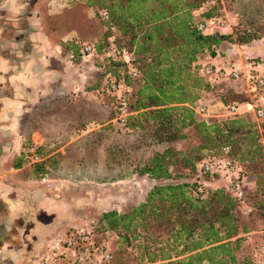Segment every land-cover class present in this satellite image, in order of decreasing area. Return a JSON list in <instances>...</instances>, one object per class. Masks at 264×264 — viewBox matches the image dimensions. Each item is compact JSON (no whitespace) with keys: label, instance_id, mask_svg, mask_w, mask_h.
I'll use <instances>...</instances> for the list:
<instances>
[{"label":"trees","instance_id":"1","mask_svg":"<svg viewBox=\"0 0 264 264\" xmlns=\"http://www.w3.org/2000/svg\"><path fill=\"white\" fill-rule=\"evenodd\" d=\"M77 2L96 10L105 34L96 43L62 44L71 52V58L81 59L85 44H91L97 56L111 46L118 50L125 48L133 55L139 73L137 80L126 74L122 62L106 59L101 80L92 91L110 108L107 127L137 133L154 149L137 168V174L156 182L181 179L195 174L203 159L219 157L221 149L228 147L235 168L247 180L245 165L264 160V120L252 122L248 119L250 114L198 116L195 105L213 86L197 70L202 62L222 53V44L243 45L260 40L263 35L253 29H244L243 33L236 30L232 34H202L198 24L223 18L216 16L218 0ZM102 13H106L107 19ZM107 75L111 79L123 78L133 90V114L123 128L111 123L114 103L101 91ZM216 100L223 107L250 101L248 92L237 91L230 83ZM188 132L196 135L197 144L188 150L178 149ZM213 178L207 176V180ZM263 187L264 178L258 175L256 190ZM194 189L193 182L158 183L142 203L126 213L102 212L97 230L116 237L118 258L114 264H126L128 248L135 252L134 264H255L254 255L251 260L237 256L249 232L238 218L241 204L222 186L211 189L206 197L197 196Z\"/></svg>","mask_w":264,"mask_h":264},{"label":"rangeland","instance_id":"2","mask_svg":"<svg viewBox=\"0 0 264 264\" xmlns=\"http://www.w3.org/2000/svg\"><path fill=\"white\" fill-rule=\"evenodd\" d=\"M49 2L50 13L47 15L44 9L42 27L53 48L61 42L70 44V36L74 38L73 41L80 43H96L103 39L104 25L95 9L86 8L77 0ZM216 6V16L225 18L230 26L222 31L223 34H232L236 30L243 33L244 29H253L263 35L260 40L243 45L224 43L220 46L221 54L228 56L232 62L241 64L247 59L264 62V0H218ZM70 54L69 50L63 49L60 54L66 60L63 65L58 61L51 62L54 73L62 71L70 78L62 80L68 86L62 82L51 83L50 96L45 102L35 106L34 118H27L25 114L21 117V126L13 138L15 145L0 159V176L46 179L47 182L63 186L58 192L67 202L77 196V226L67 232L66 228L57 227L55 232L47 229L42 233L44 242L52 239L50 247L46 248L44 244L43 252L37 257L41 264L44 257L51 255L53 245L67 240L74 230L87 227L97 244L106 243L112 249L115 262L118 258L116 237L97 230L100 214L110 210L126 213L132 206L142 203L154 185L191 183L196 173L181 179L160 182L138 175L137 168L154 149L144 138H138L137 133L107 127L110 108L101 101L102 97L96 91H92L101 80L106 61L95 59L93 62L84 63L76 56L71 58ZM243 69L246 70V64H243ZM245 72L243 71L244 74ZM227 84L214 87L212 91L205 93L201 98L202 103L216 104L217 97L224 92ZM232 85L237 91L247 92L245 81ZM218 114L222 115V112ZM248 119L259 123L252 114ZM32 125L37 132H30ZM7 134L2 133V141L10 143ZM196 144V135L188 132L187 139L180 142L177 148L188 150ZM26 146L36 148L41 158L39 163L31 164L26 161L23 153ZM17 164L19 168L15 169ZM245 167L249 175L244 206L250 212L240 211L238 218L240 224L246 226L249 232L237 256L239 259L251 260L257 246L264 241V187L260 191L256 190L257 176L264 178V160L246 164ZM220 185L219 183L214 186ZM65 186L73 193H66ZM257 202H262V205H256ZM9 218L8 210L0 206V222H7ZM15 225L18 231H11L18 235L24 230V224L16 222ZM127 255L126 264H134L132 261L135 252L128 248ZM0 264L7 263L0 259Z\"/></svg>","mask_w":264,"mask_h":264},{"label":"crops","instance_id":"3","mask_svg":"<svg viewBox=\"0 0 264 264\" xmlns=\"http://www.w3.org/2000/svg\"><path fill=\"white\" fill-rule=\"evenodd\" d=\"M49 1L0 0V159L15 145L13 138L21 126V117L25 114L34 118L35 106L50 96L51 83L68 86L62 80H70L62 71L51 70V62L63 65L66 60L60 56L65 50L62 42L53 48L42 27L44 9L47 15L50 13ZM68 40L72 42L74 38L70 36ZM215 102L213 105L218 107L219 102ZM37 131L32 125L30 132ZM3 132L8 133L10 143L2 141ZM67 187L64 191L72 194ZM59 188L63 186L46 179L0 176V206L10 216L7 222H0L1 261L41 264L37 257L44 244L50 247L52 239L44 242L42 233L47 229L55 232L57 227L66 228L67 232L77 226V196L67 202ZM16 222L24 224L18 235L11 231H18Z\"/></svg>","mask_w":264,"mask_h":264},{"label":"built area","instance_id":"4","mask_svg":"<svg viewBox=\"0 0 264 264\" xmlns=\"http://www.w3.org/2000/svg\"><path fill=\"white\" fill-rule=\"evenodd\" d=\"M107 19L106 13H102ZM229 24L225 18L218 20H207L198 24V30L204 35L215 32L222 33ZM81 61L84 63L93 62L95 59L104 61L111 59L123 63L126 74L133 80L139 78V73L133 63V55L127 49L120 50L111 46L104 54L97 56L91 44H85L81 49ZM246 64V70L243 69ZM243 64L232 62L228 56L217 54L201 63L197 70L198 75L211 86L217 87L224 83L237 84L245 81L247 92L251 95L250 101L244 104L232 103L227 107L204 105L198 101L195 105V113L203 118L218 116H239L252 114L257 121L264 120V62L246 60ZM243 71H246L245 74ZM124 73V72H123ZM108 80L101 91L106 92L114 103V117L112 124L123 128L128 118L133 114V90L123 78ZM246 76V77H245ZM222 112V115L218 113ZM24 157L27 162L36 164L41 161L37 150L33 146H28L24 150ZM210 176L212 181L207 180ZM224 183L226 192L241 204L242 213H248L244 204L247 193V180L242 179L239 169L235 168L229 156V148L221 149V156L203 159L196 167V174L193 183L195 184L194 193L197 196L206 197L209 191L217 186L213 183ZM244 211V212H243ZM51 255L42 259L43 264H114L112 249L106 244H97L92 232L87 228H80L68 236V239L51 247ZM255 264H264V241L254 254Z\"/></svg>","mask_w":264,"mask_h":264}]
</instances>
